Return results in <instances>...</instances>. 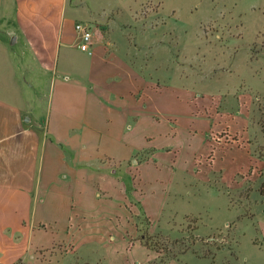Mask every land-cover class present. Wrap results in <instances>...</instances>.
Listing matches in <instances>:
<instances>
[{
    "label": "crops",
    "instance_id": "0c3cea01",
    "mask_svg": "<svg viewBox=\"0 0 264 264\" xmlns=\"http://www.w3.org/2000/svg\"><path fill=\"white\" fill-rule=\"evenodd\" d=\"M12 3L23 48L12 55L0 40V264H32L44 251L62 248V257L75 249L71 218L81 232L93 204L115 197L135 213L118 174L129 176L150 214L176 176L182 185L217 172L221 179L227 154L248 144L239 110L219 116L227 98L153 82L146 65L129 51L122 57L94 29L88 53L64 33L66 0ZM167 180L168 192L157 194Z\"/></svg>",
    "mask_w": 264,
    "mask_h": 264
},
{
    "label": "rangeland",
    "instance_id": "374dc122",
    "mask_svg": "<svg viewBox=\"0 0 264 264\" xmlns=\"http://www.w3.org/2000/svg\"><path fill=\"white\" fill-rule=\"evenodd\" d=\"M63 18L64 33L76 40L75 22L88 24L95 37L113 40L118 54L129 51L146 65L153 82L230 100L219 116L239 110L248 144L227 154L221 179L217 172L205 183L182 185L176 176L150 214L129 176L118 174L135 213L115 197L93 204L81 232L71 215L68 239L77 240L75 249L62 257V248L44 251L32 264H264V0H66ZM20 31L15 4L0 0V40L12 55L23 48ZM168 186L169 180L157 194Z\"/></svg>",
    "mask_w": 264,
    "mask_h": 264
},
{
    "label": "built area",
    "instance_id": "2783aa9c",
    "mask_svg": "<svg viewBox=\"0 0 264 264\" xmlns=\"http://www.w3.org/2000/svg\"><path fill=\"white\" fill-rule=\"evenodd\" d=\"M75 30H76V38L77 41L83 42V46L89 48L90 47V37H91V29L88 24L78 21L75 22Z\"/></svg>",
    "mask_w": 264,
    "mask_h": 264
},
{
    "label": "water",
    "instance_id": "95a60500",
    "mask_svg": "<svg viewBox=\"0 0 264 264\" xmlns=\"http://www.w3.org/2000/svg\"><path fill=\"white\" fill-rule=\"evenodd\" d=\"M15 40H16V36L14 35V36L12 37L11 43H14ZM25 118H26V120H29V117H25Z\"/></svg>",
    "mask_w": 264,
    "mask_h": 264
},
{
    "label": "trees",
    "instance_id": "16d2710c",
    "mask_svg": "<svg viewBox=\"0 0 264 264\" xmlns=\"http://www.w3.org/2000/svg\"><path fill=\"white\" fill-rule=\"evenodd\" d=\"M263 191H264V188H263ZM144 245H146V246H148V247L150 246V245H149V244H147V243H144ZM161 262H162V264H164V263H165V261H163V260H162Z\"/></svg>",
    "mask_w": 264,
    "mask_h": 264
}]
</instances>
